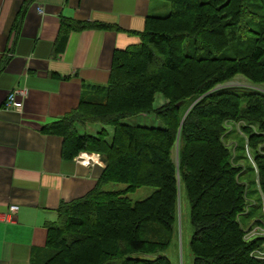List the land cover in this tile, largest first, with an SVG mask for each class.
<instances>
[{
    "label": "trees",
    "instance_id": "trees-1",
    "mask_svg": "<svg viewBox=\"0 0 264 264\" xmlns=\"http://www.w3.org/2000/svg\"><path fill=\"white\" fill-rule=\"evenodd\" d=\"M167 1L168 12L148 15L140 42L115 50L108 81L88 83L73 111L43 127L64 138L66 158L98 152L105 167L95 189L60 206L36 264H172L165 251L182 185L193 264H264V236L247 239L241 221L251 213L250 186L225 143L226 122H246L249 145L260 146L254 182L264 197V91L216 86L237 73L264 82V0ZM157 92L166 100L155 106ZM141 113L164 125L123 121ZM85 122L111 125L113 133H80L77 124ZM109 183L126 187L107 189ZM146 185L157 189L138 201L128 196Z\"/></svg>",
    "mask_w": 264,
    "mask_h": 264
},
{
    "label": "crops",
    "instance_id": "crops-1",
    "mask_svg": "<svg viewBox=\"0 0 264 264\" xmlns=\"http://www.w3.org/2000/svg\"><path fill=\"white\" fill-rule=\"evenodd\" d=\"M169 8L167 0H0V212L20 205L0 219V264H36L60 206L95 189L105 167L98 152H80L95 156L89 164L80 153L63 156L64 138L44 125L73 111L88 83H106L115 50L140 42L148 15ZM78 22L86 25H70ZM20 86L23 107L7 106Z\"/></svg>",
    "mask_w": 264,
    "mask_h": 264
},
{
    "label": "rangeland",
    "instance_id": "rangeland-1",
    "mask_svg": "<svg viewBox=\"0 0 264 264\" xmlns=\"http://www.w3.org/2000/svg\"><path fill=\"white\" fill-rule=\"evenodd\" d=\"M256 34L255 36H257ZM165 48V46H163ZM237 85L241 86L243 88H250L255 87L260 90L264 91V82H257L249 79L247 76H245L242 73H237L234 76H232L230 79L225 80L216 86H232ZM166 100V97L161 93L157 92L155 97V106L160 105ZM245 99H243V105L245 104ZM187 101H185V104ZM193 104V102L190 104V106ZM189 106V107H190ZM123 121L129 123V124H139L143 126H149V127H159L163 126V122L156 117L154 113L150 114H137L132 117H128L124 119ZM86 123H89L90 126H87ZM246 122L243 121H229L226 122L227 130H226V137H225V143L230 148L232 154L234 157H236V162L238 165H241L243 170L245 171V174H243V180L249 183L250 186V198L248 199L249 202V209L250 214L246 215L243 214L241 217L242 225L243 227L248 231L247 232V239L258 237V236H264V224L258 223L255 221L258 219H263L264 217V207L263 209L259 208L258 205L260 204V198L262 199L261 202H264V197L262 192H256V188L258 187V184L254 182L255 179H257V165L254 161V153L255 150L260 147L259 145H256V147H251L249 145L248 140V132H245L243 130V125H245ZM106 127V129L109 131V134L113 133V127L111 125H104L101 123H90L85 122L84 124H77V127H79V132L84 133H90V134H96L99 132L103 126ZM87 126V127H86ZM86 127V128H84ZM256 132H259V129L257 127H254ZM149 152V151H148ZM152 153V151H151ZM87 156H93L88 154ZM178 145L176 144L175 147L172 150L171 157L177 162L178 159ZM95 157V156H93ZM107 189H124L126 187L125 183H109L107 186H105ZM157 187L155 186H141L137 188L135 191L128 193V196L133 201L142 200L148 196H150ZM194 228L191 221V204L188 198V194L186 192V189L184 185L181 186L179 190V198H178V214H177V222L175 224V233L173 236V240L171 242V245L167 248L165 251V255L170 259L172 264H193L194 261V253L191 248V239L193 236ZM263 251H264V243H262Z\"/></svg>",
    "mask_w": 264,
    "mask_h": 264
},
{
    "label": "built area",
    "instance_id": "built-area-1",
    "mask_svg": "<svg viewBox=\"0 0 264 264\" xmlns=\"http://www.w3.org/2000/svg\"><path fill=\"white\" fill-rule=\"evenodd\" d=\"M39 10L40 11H43V7L40 6L39 7ZM28 94V89L27 87L25 86H20V87H17L15 88L14 90H12L9 94V97H8V100L6 102V105L9 106V107H17V108H21L23 107V101L19 99V96H27ZM86 156L87 154L86 153H80L79 154V159L82 160L83 162H87L88 164L90 162H92L94 159L90 158L88 159V161H86ZM98 156V159L100 158V154H97ZM20 210V205H17V204H13L11 207H10V211L8 213H1L0 212V219H5V220H9V219H13L15 217V215L17 214V212ZM258 256H262L264 257V251L260 250L258 251Z\"/></svg>",
    "mask_w": 264,
    "mask_h": 264
},
{
    "label": "bare ground",
    "instance_id": "bare-ground-1",
    "mask_svg": "<svg viewBox=\"0 0 264 264\" xmlns=\"http://www.w3.org/2000/svg\"><path fill=\"white\" fill-rule=\"evenodd\" d=\"M90 158H95V157H93V156H87L86 157V161H88V159H90Z\"/></svg>",
    "mask_w": 264,
    "mask_h": 264
}]
</instances>
